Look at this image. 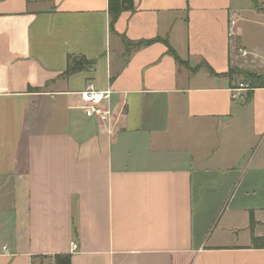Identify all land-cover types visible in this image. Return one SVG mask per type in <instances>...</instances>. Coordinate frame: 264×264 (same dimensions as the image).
<instances>
[{"label":"crops","instance_id":"0c3cea01","mask_svg":"<svg viewBox=\"0 0 264 264\" xmlns=\"http://www.w3.org/2000/svg\"><path fill=\"white\" fill-rule=\"evenodd\" d=\"M257 2L134 0L113 35L108 0H0V264H264V89L207 69H264Z\"/></svg>","mask_w":264,"mask_h":264},{"label":"trees","instance_id":"16d2710c","mask_svg":"<svg viewBox=\"0 0 264 264\" xmlns=\"http://www.w3.org/2000/svg\"><path fill=\"white\" fill-rule=\"evenodd\" d=\"M252 1L254 2L255 8L258 11L263 12L260 9L257 0H252ZM129 11H134V0H108V13H109V17H110L109 29H110L111 34L117 35V33L115 31L116 23L118 22L119 18L121 17V15L124 12H129ZM122 42H123L125 51L128 54H130L131 52H133L137 49L149 47V46L156 44V43H163L168 49V54L174 58V60L176 61V63L179 66H181L184 63V61H182L177 56L175 51L170 47L168 41H166V40L154 39L151 41L131 42V41H129L123 37ZM91 64L92 63H89L84 58L69 57L68 67H67V70L64 73V75L66 77H68V76L76 74L78 72H82L84 70H87ZM184 66L189 71L192 70L191 68H189V66L186 63L184 64ZM207 69L213 76H220V77H225V78H229V79H233L235 77L243 78L244 83L242 85L248 86V90H247V94H246V101L247 102L251 101V99L253 97V93L255 90L264 89V75H262V74L248 73L245 71H241L238 68H233L230 70V72L228 74L218 75L210 67H207ZM31 91L39 92L40 89H37V90L31 89ZM254 224H255L254 217H253V214H251V227L252 228L254 227ZM252 247L253 248H264V238L258 239V238L253 237ZM54 262H55V264H71V256H69V255H67V256H56L54 258Z\"/></svg>","mask_w":264,"mask_h":264},{"label":"built area","instance_id":"2783aa9c","mask_svg":"<svg viewBox=\"0 0 264 264\" xmlns=\"http://www.w3.org/2000/svg\"><path fill=\"white\" fill-rule=\"evenodd\" d=\"M237 19L232 18L229 21V37L231 40L234 38L233 29L237 26ZM237 52L242 57H247L248 52L242 48H239ZM240 90L247 91L248 86L240 85ZM82 102H83V112L88 118H95L100 122L107 123L111 121L112 111L110 109V104L112 100L111 92H100L97 91L94 86L89 85L86 90H84L81 94ZM71 252L75 253L78 250V245L76 243L71 244Z\"/></svg>","mask_w":264,"mask_h":264},{"label":"rangeland","instance_id":"374dc122","mask_svg":"<svg viewBox=\"0 0 264 264\" xmlns=\"http://www.w3.org/2000/svg\"><path fill=\"white\" fill-rule=\"evenodd\" d=\"M252 1V0H251ZM252 4L254 5V2L252 1ZM260 7L261 8H263L261 5H260ZM257 32H258V34H257V42H256V44H255V47L256 48H259L260 47V49H258L262 54H264V28H263V26H257ZM252 42V41H251ZM258 52V51H257ZM248 56H250L249 55V53H248ZM184 64L185 63H183L182 65H181V67L182 68H184L185 69V66H184ZM239 70H241V69H239ZM241 71H245V72H248V73H253V74H262V75H264V69H262L261 71H252V70H241ZM191 72H195V71H191ZM208 72V71H207ZM238 81H243V78H241V77H239L238 79H237V82ZM244 83V82H243ZM247 86V85H246ZM237 146H239V145H237Z\"/></svg>","mask_w":264,"mask_h":264}]
</instances>
